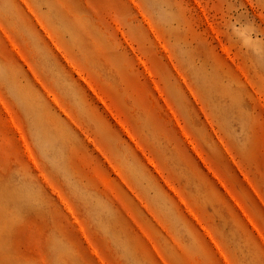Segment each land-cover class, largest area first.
<instances>
[{"label": "rangeland", "instance_id": "1", "mask_svg": "<svg viewBox=\"0 0 264 264\" xmlns=\"http://www.w3.org/2000/svg\"><path fill=\"white\" fill-rule=\"evenodd\" d=\"M0 264H264V0H0Z\"/></svg>", "mask_w": 264, "mask_h": 264}]
</instances>
